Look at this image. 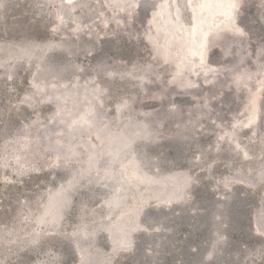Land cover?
Segmentation results:
<instances>
[{
	"label": "rangeland",
	"instance_id": "1",
	"mask_svg": "<svg viewBox=\"0 0 264 264\" xmlns=\"http://www.w3.org/2000/svg\"><path fill=\"white\" fill-rule=\"evenodd\" d=\"M0 264H264V0H0Z\"/></svg>",
	"mask_w": 264,
	"mask_h": 264
}]
</instances>
